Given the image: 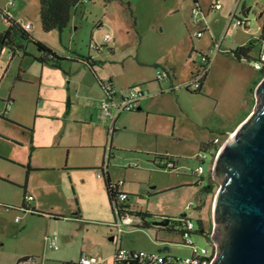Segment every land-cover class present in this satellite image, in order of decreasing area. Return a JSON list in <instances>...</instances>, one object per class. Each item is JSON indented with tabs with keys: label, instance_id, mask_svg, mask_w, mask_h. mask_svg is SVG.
<instances>
[{
	"label": "crops",
	"instance_id": "obj_1",
	"mask_svg": "<svg viewBox=\"0 0 264 264\" xmlns=\"http://www.w3.org/2000/svg\"><path fill=\"white\" fill-rule=\"evenodd\" d=\"M4 1L7 4L8 0H0V7ZM149 1H88L93 5L90 11L104 8L103 16L98 20L89 41H86L83 36H78V30L83 27L81 21L85 17L84 11L86 10L83 8L81 10L78 6L69 26L61 31L62 34L64 33L62 41L66 45L65 52L51 46L48 42L49 38L39 31L41 18L40 21L37 18H32L33 21L29 20L27 24L21 20V23L28 29L38 31L39 34L35 36L32 34L35 31H31L35 39L45 42L58 54L66 57L61 62V66L35 60L34 55H39V53L35 47L30 45H27L25 49L16 48L15 50L8 46H0V97L1 100L8 98L6 103H0V111L4 110L8 103L11 105L5 117L1 116V118L15 123L18 127L14 134L1 133L14 139L18 145L30 144L26 156L18 157L15 154L0 151V161H7L17 167V169L0 167V176L7 178V180L3 179L5 182L22 188V202L20 206L16 207L21 208L24 203L27 206L24 210L29 212L30 218L33 216L47 218L52 227H58L62 232L72 231L74 227H83L85 233L81 237L79 257L82 252H86L97 259L95 264L105 261L114 264L118 244L130 249L170 251L167 239L162 236L151 242H142L141 247L144 249L139 248V242L132 239L124 240L122 236L118 240L117 228L113 225L115 221L114 210L105 184L106 176H109L114 183L122 181L119 189L129 194V203L140 216V219L133 225L123 226V235L134 232L148 233L151 227L150 229L145 227L146 225L149 226V223L155 226L152 224L153 221L161 220L164 217H173L165 209H152L149 205H145V202L151 197L168 192L174 185H178L176 176L196 177L194 180L184 182L181 186L199 188L201 194L199 205L202 202L205 203L210 195L203 188L210 184L209 172L212 169V163L206 175L204 167L201 165L206 161V157L202 158L199 152H196L199 146H192L190 150L189 146L180 145L178 141H175L179 137L175 136V130L172 129L170 132L161 130L157 125L158 123L153 124L152 130L147 132L150 114L171 117L170 114L175 113L192 117L191 110L186 106L188 94L198 98L214 95L210 92L206 93L204 89L205 78L199 92L183 87V84L188 80L190 81L193 74L198 70L199 59L203 60L202 53H207L200 45V41L194 38L195 30L203 27L201 24L197 25L187 15V18L183 20L184 24H181L179 36H176L174 26L169 22L168 34L165 37H160L157 36L153 28L141 32L137 25V18H135L134 25L138 29L136 30L138 35H135V32L131 33V25H126L120 16L125 11V6L133 12L132 6L135 7L138 3L147 12L151 21L156 22L158 18H156L157 15H155L153 8L149 10ZM176 1L170 8L175 12L184 8L188 9L191 5L190 0ZM191 1L193 7L195 5L200 6L208 15L210 30H205L203 35L198 37L205 40L207 49L211 47L210 40L213 39L214 42L223 36L221 47L224 50L212 57V66L209 67L205 77L208 74L211 75L213 67L220 66L236 72L237 81L241 85L237 95L239 98L236 97L230 115H233L234 119L237 120L238 113H240L238 108L241 109L242 107L243 111H246L245 115L232 128L222 127L217 123L218 127H209L210 133L220 131L223 136L228 137L252 113L255 98L251 99L248 95L253 87H258L264 77V70H260L261 76H254L246 70V64L253 65V60L249 61L245 57H241L240 60L236 59L229 51L235 50L241 45H251L248 52L250 59L258 58L263 50L258 39L264 25V2H260V0H234L231 5L224 8L223 0H220L222 7L213 9L212 5L216 0ZM224 2L227 4L226 0ZM150 11L152 12L148 13ZM232 14L239 17H249L251 20L249 28L240 27L227 32V25ZM3 27L5 28V26ZM160 30L164 32L166 25ZM108 34L111 35V39L107 41L106 36ZM176 37L180 43H184L182 52L180 49L172 52V45L169 42ZM162 41L164 44L161 47ZM93 43H96L98 48L93 47ZM121 45L126 46L123 57L116 55L117 49ZM257 47L259 52L255 54L254 50ZM191 50L196 53V56H192ZM105 51L109 52L108 59H110L107 70L104 64L102 66L101 59ZM76 54L91 56L96 64L92 68L76 60L74 58ZM159 69H166L170 72V79L159 80L157 77ZM105 82H109L118 94L122 90L139 85L146 90V95L140 99L135 110L123 112L116 118L115 129L111 138L112 155L109 158L107 168L102 170L109 128L112 123L109 118L102 114L100 108L101 99L106 96ZM3 88L6 91L2 93ZM183 90H185V96ZM242 95L243 100H241ZM252 100L253 102L250 104ZM169 102L177 106L175 112L165 109L164 106ZM162 112L165 114H161ZM44 120L57 122L64 120L63 130L55 131L52 126L44 129L42 124ZM174 123L176 124V118ZM205 123L206 120L203 122V127H205ZM70 124H72L71 127ZM166 129H168V123ZM162 136H165L166 139ZM136 138L138 141L133 144L131 141ZM216 138L220 139V143L221 138L219 136H215L213 140H201L200 143L201 151L209 150L211 152L212 161L217 154H213L215 150L212 143ZM121 151H128L130 154L121 158L119 156ZM184 153L196 154L200 164L196 168L184 164L180 158V155ZM166 154L176 161L178 168L175 172L165 171L159 167L165 164L167 160L159 155ZM182 167L185 170H182ZM200 167L203 169L202 174L197 172ZM120 168L122 171L118 173ZM183 171L185 173L181 174L180 172ZM99 172L102 173V176L98 175ZM72 190L78 194L84 193L85 197L86 194H91L94 198L93 203L83 206L79 196L81 204L79 205L77 198V205H75L73 197L76 194ZM27 196H32L31 200L25 199ZM51 200L63 203V212L59 210L55 213L44 212L45 209H54ZM0 204L5 205L7 203L0 200ZM157 204L159 205V202ZM7 208H11L10 205ZM65 211H68L69 214H66ZM17 217L16 221H20ZM91 224L100 225L113 233L110 237L112 243L107 247L106 256L98 257L85 249L88 247V243L85 242L86 230ZM159 232L160 229L157 231L158 235ZM54 234L58 236L57 232L46 235L48 246L49 237ZM25 257L29 256L18 254L15 264H20ZM38 264L40 263L38 262Z\"/></svg>",
	"mask_w": 264,
	"mask_h": 264
},
{
	"label": "rangeland",
	"instance_id": "obj_2",
	"mask_svg": "<svg viewBox=\"0 0 264 264\" xmlns=\"http://www.w3.org/2000/svg\"><path fill=\"white\" fill-rule=\"evenodd\" d=\"M15 5L11 6V13L12 15L21 22V20L24 23H28L29 20L33 21L32 18H37L40 21V2L39 0H14ZM227 4L223 0L224 8H227V6L231 5L232 1L234 0H226ZM5 2V1H4ZM2 3V7L7 6L8 4ZM176 0H150V6L149 10L153 8L155 11V15H157L156 22H152L150 17L148 16L147 12L142 9L139 4L137 3L135 7L132 6L133 12L129 7L125 6V11H123L122 15H120L125 22L126 25L130 24V32L134 33L135 35H138V32L136 33L137 27L134 25V20L137 18L138 26L140 31L143 32L145 29L153 28L157 36L165 37L168 34V25L169 22L172 23L174 26V30L176 32V36L180 35V27L181 24H184V19L187 18V15L191 17L192 19V1L190 0L191 7L189 10L187 8L182 9L181 11H173L171 10V6L176 3ZM260 2H264V0H260ZM93 7L91 2L83 3L80 5V8L82 10L86 9L85 17L81 21L82 28L78 30V36H83L86 41H89V38L91 36V33L95 30V27L98 24V20H100L103 16L104 8H97L93 9V11H90V9ZM145 7V6H144ZM152 11L148 12L151 13ZM175 12V13H174ZM208 16V15H207ZM166 25V30L163 32L160 29H163V26ZM5 26L2 18H0V29L4 28ZM26 27V26H25ZM39 31L46 35L49 39V44L53 46L54 48L61 50L65 52L66 45L62 41V32L58 29L52 30L50 32H44L41 28V24L39 26ZM30 32H34L35 30L29 29ZM31 32V33H32ZM147 33V31H146ZM34 36L39 34L38 31H35L32 33ZM98 34V33H97ZM127 35V34H126ZM132 35V34H131ZM97 36V35H96ZM195 40L200 41V45L202 46L203 50H206V52H209V49H207V45H205V40L198 38L197 36H194ZM229 39V38H228ZM80 42V40H79ZM207 42V41H206ZM172 45V52L180 49V52L184 50V43H180L178 41V37L172 38L169 42ZM209 43V41H208ZM164 42H161V47L163 46ZM211 47L214 45L213 39L210 40ZM32 46V44H30ZM33 47V46H32ZM136 49V47H135ZM94 51V50H93ZM126 52V46H119L116 52V55L123 57ZM192 53V56H196V53L190 51ZM259 48H255L254 53L258 54ZM102 66H106V70L108 69V59L109 52L105 51V53L102 54ZM203 63V60L199 59V62L197 64L198 70H200L201 64ZM210 66H212L210 64ZM211 68V67H210ZM246 70H248L250 73H252L254 76H261V71L257 70L253 67V65L246 64ZM211 71V70H210ZM10 74V73H9ZM208 77V78H207ZM205 77L206 85L204 89L206 90V93L208 94L213 93L214 95H206L205 97L198 98L196 96H192V94H188V97L186 98V106L189 110H191V116L192 117H186L182 114H170L171 117L164 116V115H154L153 113L149 116V122H148V131L152 130L153 124L158 123L157 125L160 127L161 130H166L170 132V130H175L176 135L179 136L177 138L178 143L180 145H186L190 147L192 146H199L197 147V151L199 154L206 156V161L202 163L201 165L204 167L205 174L207 175L209 172V169L211 167L212 163V169L209 172V183L213 184V190L210 192L209 198L204 203L202 202L201 205H199V199H200V192L199 188L192 186H181V184H184V182H189L188 180H194L195 176H184L179 175L176 176V182H178V185H174L171 190L168 192L161 193L157 196L151 197L148 199L147 202H145V205H149L150 208L155 210H162L165 209L169 214L173 217L180 216L183 213L188 214L191 216L195 223L197 229H199V223L198 219L202 218L203 220V226L204 228H209V234H212L213 231L216 229V218H215V200L217 193L220 189V181L215 179L214 177V167H215V157L213 159V155L209 150L207 151H201L200 150V143L201 140H213L215 136H219L221 138V142L224 144L229 139L230 135L224 139V136L220 131L217 133H210L209 127H226V128H232L235 123L245 115L246 111H243V107L239 109L237 120L234 119L233 115H230V111L233 108V103L236 101V97L239 98L238 93L240 91L241 85L237 81L238 77L236 75V72L232 71V69H224L222 67H213L212 73L209 76V74ZM236 78V79H235ZM189 81V80H188ZM187 81V82H188ZM186 83L183 84V87L186 89ZM180 85V84H179ZM6 89H2V93L5 92ZM253 92V93H252ZM257 87H253L251 90V93H249L248 97L251 99L255 98V105L257 101ZM183 95L185 96V90H183ZM5 100V101H4ZM4 100H1L0 97V103H6L8 98H4ZM241 100H243V95L241 96ZM253 102L250 101V104ZM255 105L253 109L255 108ZM166 110L175 112L176 111V105H174L172 102L167 103L165 106ZM161 112V111H157ZM161 114H165L162 112ZM205 114V115H204ZM251 115V114H250ZM250 115L248 117H250ZM246 118V120L248 119ZM32 118V117H31ZM176 118V124L174 123V119ZM206 120L205 127H203V122ZM245 120V121H246ZM243 121V122H245ZM65 123L64 120L61 121H50V120H44L42 122L44 129H48L49 126H52V129L54 128L55 131L63 130V124ZM168 123V129L167 128ZM176 125V127H175ZM70 127L72 124L69 125ZM41 128V127H40ZM18 127L13 122H9L7 120H3L0 115V151L3 153H12L16 156H26L28 147L30 144L28 143L26 146H23V144L18 145L15 140L10 138L9 136L5 135L1 132H7L8 134H14L15 131H17ZM217 129V128H216ZM7 137V138H5ZM164 139L165 136H162ZM131 141V140H130ZM136 141H138V138L133 139V144H136ZM190 152V151H189ZM130 154L128 151H121L119 153V156L123 158L124 156H127ZM187 154V155H186ZM198 154V153H197ZM8 158V157H7ZM181 160L184 162V164H189L190 166L197 167L200 162L196 154L194 153H184L180 155ZM16 162V161H15ZM18 164V162H16ZM0 167L1 168H7V169H17L15 165L10 164L9 162H3L0 161ZM182 170H185L184 167H182ZM122 168L118 169V173H121ZM181 174L185 173L180 172ZM176 174V173H174ZM3 179H6L5 177L0 176V200L2 202H6L10 205L11 208H7V206L0 204V207H2L0 212V264H15V259L18 256V254H24V256H31L34 255L38 262L40 264H61V262L64 261H71V260H78L79 254L81 251L80 245H81V237L82 234L85 233L84 228L74 227L72 231H66L62 232L58 229V227L53 226L50 224V222L47 220V218H42L40 216H33L30 218V214L27 210H24L22 208H17L16 206H20L23 198V190L21 187L11 184L9 182H5ZM72 192L76 195H74L73 200L75 205H77L76 199L79 196L81 197V203L84 206L89 205L90 203H93L94 198H92L91 194H85L75 193L73 190ZM79 200V205L81 204ZM190 201H193L195 206L193 208H188L187 205ZM52 204H54V211L47 210V212H57L59 210L60 212H63V203H58L55 200L50 201ZM159 202V206L157 203ZM199 205V206H198ZM49 206V205H48ZM16 207V208H15ZM66 214H69L68 211H65ZM18 216V219L20 221H16V217ZM151 230L148 233L145 232H134V233H124L123 239H132L136 242H139L138 247H141L142 242H151L156 239H159L162 237H165L168 241V246L170 247V251L172 254L178 255V256H189L192 253V248L188 245L183 244V236L178 231H169L166 227L163 226H152L149 223V226L146 225V229ZM114 228V227H113ZM154 228V229H152ZM179 228V225L178 227ZM158 229H160L159 235L157 233ZM57 232L59 237V248L58 249H52L48 246L46 235ZM113 235L112 231L108 229H104L100 225L91 224V226L88 227V230H86V243H88V247L85 248L88 252H92L96 254L98 257H103L107 255V247L112 243L110 237ZM192 240L196 244L199 250H201L203 247L210 246L211 238L210 236L205 233V231H196L191 236ZM149 250V249H148ZM159 252L166 253L168 251H165L161 249ZM23 264V263H20ZM35 264V263H31ZM99 264H111L107 261L99 263Z\"/></svg>",
	"mask_w": 264,
	"mask_h": 264
},
{
	"label": "water",
	"instance_id": "obj_3",
	"mask_svg": "<svg viewBox=\"0 0 264 264\" xmlns=\"http://www.w3.org/2000/svg\"><path fill=\"white\" fill-rule=\"evenodd\" d=\"M256 93L250 117L215 157L214 177L220 181L215 218L224 240L214 264H264V77ZM171 220L152 224L166 227Z\"/></svg>",
	"mask_w": 264,
	"mask_h": 264
},
{
	"label": "built area",
	"instance_id": "obj_4",
	"mask_svg": "<svg viewBox=\"0 0 264 264\" xmlns=\"http://www.w3.org/2000/svg\"><path fill=\"white\" fill-rule=\"evenodd\" d=\"M87 2L88 0H84ZM7 6L3 7L5 14L8 17H14L11 13V6L15 5L14 0H8ZM222 7V3L220 0H216L212 8L213 9H220ZM0 18H2L4 24H7L6 16L0 14ZM192 19L197 25H202V29H197L194 32V35L197 37H201L205 30H210L209 22L207 19V14L202 8L198 5H195L192 8ZM19 21V20H18ZM251 24V20L249 17H239L236 14H232L230 16L229 23L227 25V32L236 30L240 27L249 28ZM29 26V24H28ZM27 28V27H26ZM111 35L108 34L106 36V40H110ZM223 36L214 41V45L210 47L208 53H202L203 63L200 67V70H197L194 73V76L191 80L186 84V87L192 90H197L200 88L202 80L205 78L210 64L212 57L220 51L224 49L221 47V41ZM263 46V50L253 61V66L255 69L264 70V40L260 42ZM93 47L98 48L96 43L92 44ZM209 60V61H208ZM157 77L159 80H169L171 77L170 72L166 69H159L157 71ZM104 89L106 92V96L101 99L100 108L102 114L111 120V126L109 128V135H108V144L106 146L105 155H104V162L103 167L107 168L109 158L112 155V146H111V138L112 133L114 131V122L116 118L123 112L135 110L138 105L140 99L146 95V90L142 86H133L128 89L122 90L119 94L117 91L112 87L109 82L104 83ZM10 103H8L7 107L0 111V114L6 115L10 109ZM220 139L216 138L215 142L219 143ZM224 145L222 142L221 145L218 146L217 152L218 153L221 147ZM168 157L169 155L166 154ZM201 156V155H200ZM205 158V155L201 156ZM178 166L176 161L172 158H168L165 161V164L161 166L162 170L171 171L177 169ZM202 167L197 169L199 174H202ZM99 176H102V173H98ZM122 183H116L118 186ZM120 193L116 198V201L113 202V210L115 215V221L113 225L117 228V235L118 240H120L123 236V226L124 225H133L137 220H139L140 216L137 215V211L131 206L129 203V194L122 192L119 189ZM32 196H27V200H31ZM195 206L193 201H190L187 205L188 208H193ZM25 209V208H23ZM188 217H191L187 214ZM18 219V217H17ZM196 225L195 221L192 219H188L185 223H183L184 235H183V244L188 245L192 248V253L189 256H178L172 254L171 252L161 253L158 251H147V250H138V249H130L124 248L120 244H118L115 257H114V264H212L215 260V244L213 241H210V246L203 247L201 250L198 249L194 241L192 240L191 236L193 235V231L195 230ZM49 246L51 248H58L59 247V240L57 234L52 235L49 237ZM97 259L93 256L88 255L86 252H82L79 259L74 261H65L62 264H95ZM21 263L23 264H30L35 263L38 264L37 258L35 256L25 257Z\"/></svg>",
	"mask_w": 264,
	"mask_h": 264
},
{
	"label": "trees",
	"instance_id": "obj_5",
	"mask_svg": "<svg viewBox=\"0 0 264 264\" xmlns=\"http://www.w3.org/2000/svg\"><path fill=\"white\" fill-rule=\"evenodd\" d=\"M90 1V0H88ZM108 2L110 0H103ZM40 2V18H41V25L45 32H50L52 30H64L69 26L72 20L73 14H75L78 6L85 3L84 0H39ZM0 14L6 16L7 24L5 28L0 29V46H8L12 50L16 48L25 49L27 45L32 44L39 53V55H34V59L39 62L51 63L55 66H61V62L66 59L65 56L58 54L54 51L48 44L45 42L35 39L31 34L30 30L26 28L20 21H18L15 17H8L5 14L3 7H0ZM264 40V25L262 28V33L258 39L259 42ZM251 45H241L238 46L235 50H230L229 53L232 54L236 59H241V57H245L247 60H255L256 58L250 59L248 52L250 51ZM76 60L83 62L84 64L93 68L96 62L91 58V56L76 54L74 56ZM209 61V60H208ZM194 76V74H193ZM192 76V77H193ZM204 80V79H203ZM203 80L201 82L200 88L203 84ZM188 88V87H187ZM200 88L197 89L195 92H199ZM189 89V88H188ZM2 117L5 115L0 114ZM227 136H224L225 140ZM214 144V152H217L218 146L222 144L216 143L212 141ZM161 158L168 159L167 155H159ZM161 168V166H159ZM177 169L171 170L169 172H175ZM105 184L107 187V192L109 196V200L113 207V202L116 201L117 196L119 195V186L114 183L109 176L105 177ZM206 193H210L213 190V184H208L204 188ZM26 199V197H25ZM9 206L8 204H5ZM21 208H27V206L23 203ZM188 219L194 220L192 217H188L186 213L181 214L180 216L172 217L171 223L166 226L167 230L169 231H178L181 235H184L183 223H185ZM199 229L197 227L193 231H204L203 227V220L202 218L198 219ZM179 225V228H177ZM196 225V223H195Z\"/></svg>",
	"mask_w": 264,
	"mask_h": 264
},
{
	"label": "flooded vegetation",
	"instance_id": "obj_6",
	"mask_svg": "<svg viewBox=\"0 0 264 264\" xmlns=\"http://www.w3.org/2000/svg\"><path fill=\"white\" fill-rule=\"evenodd\" d=\"M224 226L225 225H223V224L221 225L222 230H224ZM204 231H205V233H207L210 236L211 241H213V243L215 244V250H216L215 251V255H216L215 257L217 258V256L219 255V252H220L219 246H220V244L223 243V240H224L223 231H221L219 229V226L216 227V229L213 231L212 234H209V228H206V230L204 229ZM216 258H215L213 264L215 263Z\"/></svg>",
	"mask_w": 264,
	"mask_h": 264
}]
</instances>
